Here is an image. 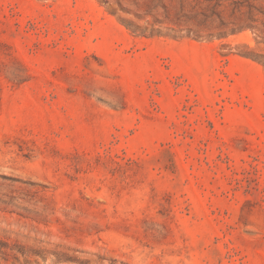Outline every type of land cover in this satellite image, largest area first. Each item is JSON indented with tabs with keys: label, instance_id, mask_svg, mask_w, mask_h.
<instances>
[{
	"label": "rangeland",
	"instance_id": "1",
	"mask_svg": "<svg viewBox=\"0 0 264 264\" xmlns=\"http://www.w3.org/2000/svg\"><path fill=\"white\" fill-rule=\"evenodd\" d=\"M0 264H264V0H0Z\"/></svg>",
	"mask_w": 264,
	"mask_h": 264
}]
</instances>
